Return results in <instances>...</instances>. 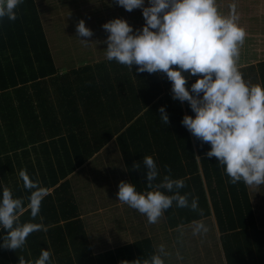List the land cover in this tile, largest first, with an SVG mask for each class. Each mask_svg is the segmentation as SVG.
<instances>
[{
  "label": "trees",
  "instance_id": "obj_1",
  "mask_svg": "<svg viewBox=\"0 0 264 264\" xmlns=\"http://www.w3.org/2000/svg\"><path fill=\"white\" fill-rule=\"evenodd\" d=\"M106 63L60 74L34 0H23L17 6L15 20L0 18V183L23 198L25 204L29 190L18 175L20 169L48 189L34 220L42 222L46 230L30 233L26 243L16 250L0 248V264H18L19 256L34 259L41 248L51 250L54 264H120L122 260H143L154 253L148 239L95 253L67 177L114 139L131 183L138 191L143 190L146 183L143 156L151 155L159 163L154 151L160 149V142L165 146L162 151L168 153L174 141H189L181 120L184 114L194 113L186 101L172 98L166 74L136 72L138 65H133V70L124 65L131 79L129 95L124 92L123 99L114 102L116 113L111 118L92 116L93 102L107 92ZM257 69L264 85V61L257 64ZM193 82L188 81L189 89ZM79 106L82 112L78 111ZM161 106L169 118L167 125L159 119ZM110 121L114 124L112 128ZM161 124L166 131L157 133L155 127ZM170 126L180 129L174 138ZM193 141L200 144L195 136ZM197 150L201 161H208L203 164L202 176L195 163L180 168L178 165L169 173L172 167L165 164L167 161L162 162L165 174L184 178L185 186L179 191L189 192V200L191 196L198 197L199 209L203 210L201 216L200 212L178 208L173 202L164 212L169 227L209 216L212 210L226 264H264V230L256 227L246 185L242 181L229 183L217 158L207 159L205 149ZM30 151L36 156L35 165L29 159ZM192 156L194 159L195 155ZM43 158L48 160L41 161ZM175 158L179 163L180 157ZM134 163H140V168H133ZM19 219L21 222L32 219L29 210L21 213ZM6 231L0 228V234Z\"/></svg>",
  "mask_w": 264,
  "mask_h": 264
},
{
  "label": "clouds",
  "instance_id": "obj_2",
  "mask_svg": "<svg viewBox=\"0 0 264 264\" xmlns=\"http://www.w3.org/2000/svg\"><path fill=\"white\" fill-rule=\"evenodd\" d=\"M21 3L23 0H0V18L15 20ZM115 3L127 11L140 8L144 25L133 31L122 18L104 23L102 28L108 33L103 41L106 59L130 70L138 65L136 72L166 74L172 98L186 101L194 113L184 115L181 124L210 145L206 155L217 158L218 166L229 177L228 182L264 184V85L247 82L238 70L246 33L237 23L235 3L230 5L227 15L218 10L216 0H147V6L145 0H115ZM76 31L80 37L93 34L82 19L76 24ZM79 40L82 44L90 43ZM184 71L188 76H197L190 89ZM158 111L159 119L167 125L169 118L164 106ZM142 163L144 189L138 191L135 184L122 180L116 193L118 201L144 214L149 223L157 222L173 202L178 208H190L203 215L198 197L191 196L189 200V192L179 191L185 186L184 178L161 176L151 155L143 156ZM133 168L139 169L140 163H134ZM18 175L29 190L27 204L0 183V228L7 230L0 234V248L12 250L21 248L30 233L46 230L42 222L34 220L40 213L47 187L31 179L25 169H20ZM26 209L32 219L21 222L19 215ZM190 227L194 236L208 231L203 219L191 221ZM167 255L165 245L160 244L149 258L122 260L120 264H165ZM18 264H54V261L51 250L41 248L34 259L19 256Z\"/></svg>",
  "mask_w": 264,
  "mask_h": 264
},
{
  "label": "crops",
  "instance_id": "obj_3",
  "mask_svg": "<svg viewBox=\"0 0 264 264\" xmlns=\"http://www.w3.org/2000/svg\"><path fill=\"white\" fill-rule=\"evenodd\" d=\"M34 1L40 13L49 51L60 74L107 62L104 73L107 92L105 96L101 95L93 102L94 108H90V114L97 118H111L116 113L114 102L121 101L124 92L129 95L131 79L129 70L125 69L124 65L106 59L104 54L106 44L103 41L106 40L108 33L102 25L111 19L122 18L132 26L133 31H136L144 25L141 9L127 11L117 5L115 0ZM216 3L218 10L225 15L230 12V5L235 3L237 23L244 28L246 33L244 43L240 47L238 70L247 82L262 84L257 64L264 61V0H216ZM145 6H147V0H145ZM81 19L92 31L91 37H80L77 34L76 24ZM47 29L53 30L48 33ZM59 37L66 40H58L61 39ZM82 38L90 43L82 44L79 40ZM171 67L178 66L172 65ZM182 74L188 77V81L197 78V76H188L186 71ZM183 108L185 109L183 111H186L184 113H187V108ZM78 111L82 112L81 106ZM109 124L110 128L114 126L112 121ZM169 130L173 138L174 134L180 132L179 127L176 126H170ZM122 131L124 128L119 132ZM155 131L164 133L166 130L161 124L155 127ZM186 134L189 141H174L173 147L171 144L169 146L171 152L162 151L165 148L162 142L158 147L160 149L154 151L155 157L159 159V163H156L161 176L166 175L164 173L166 170H163L162 166V162L165 161H167L165 164L172 167L169 169L170 172H174L178 165L180 168V166L186 167L195 163L200 175L203 164H208V161L205 163L201 161L202 158L197 149L208 151L210 145L201 140H199V145H195L193 134L189 130ZM190 151L191 154L188 153ZM192 155H195L194 159ZM177 156L180 157L179 163L175 158ZM205 157L208 159L207 155ZM35 158L34 152L30 151L29 159L34 165L36 164ZM51 158L55 161L54 156ZM45 160L48 159L45 158ZM45 160L41 159V161ZM186 178L190 179V176L187 175ZM67 180L78 207L79 217L84 223L90 246L95 253L115 250L148 239L151 241L154 252L157 251L158 245H165V250L169 253L164 257L165 264H226L217 221L212 210L209 216L201 218L207 225L208 231L203 235L194 236L190 227L191 223L170 228L164 214L157 222L149 223L144 214L118 201L116 196L118 183L122 180L130 183L131 181L114 139L92 154L81 167L67 177ZM246 188L256 227L264 230V184L246 185ZM51 191L52 189L49 190Z\"/></svg>",
  "mask_w": 264,
  "mask_h": 264
},
{
  "label": "rangeland",
  "instance_id": "obj_4",
  "mask_svg": "<svg viewBox=\"0 0 264 264\" xmlns=\"http://www.w3.org/2000/svg\"><path fill=\"white\" fill-rule=\"evenodd\" d=\"M82 8H84V6H82ZM47 10H45V12H46ZM46 15H47V13H46ZM44 17V16H43ZM53 17H55V15L53 16ZM49 20H50V17L48 18ZM55 19H57V17L55 18ZM49 20H46V21H49ZM52 30L53 29H47V32L49 33V32H52ZM57 35V34H56ZM59 38H61V39H58V40H66V39H63L62 37H59ZM82 39H84V38H82ZM56 40H57V38H56ZM81 58V57H80Z\"/></svg>",
  "mask_w": 264,
  "mask_h": 264
}]
</instances>
